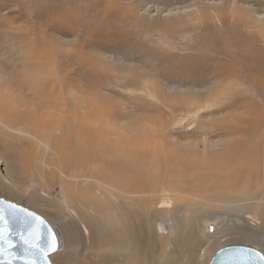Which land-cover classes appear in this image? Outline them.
<instances>
[{"label": "rangeland", "instance_id": "rangeland-1", "mask_svg": "<svg viewBox=\"0 0 264 264\" xmlns=\"http://www.w3.org/2000/svg\"><path fill=\"white\" fill-rule=\"evenodd\" d=\"M10 62L24 74L8 71L11 82L41 83L38 99L29 94L26 101L54 122L38 138L55 165L71 172L75 162L133 156L156 182L177 190L179 177L167 179L160 166L168 162L192 191L179 200L197 206L203 244L196 264H208L225 245L264 255V223L255 210L204 201L216 154H227V162L238 155L233 148L243 139L244 111L264 101V0H0V63ZM0 129V198L44 218L63 241L62 228L78 225L76 210L62 202L57 185L42 184L28 168L11 169L3 159L7 145L33 140ZM194 210L179 207L190 217ZM244 216L260 221L259 228L252 230ZM63 242L51 264H67L65 256L90 264Z\"/></svg>", "mask_w": 264, "mask_h": 264}, {"label": "bare ground", "instance_id": "bare-ground-1", "mask_svg": "<svg viewBox=\"0 0 264 264\" xmlns=\"http://www.w3.org/2000/svg\"><path fill=\"white\" fill-rule=\"evenodd\" d=\"M119 5L124 7L121 2ZM204 20L205 16L202 17ZM18 67V64L11 62L0 63V127L6 131L18 130L19 133L31 134L29 137L33 141L27 139L7 145L8 154L5 153L3 159L11 161L14 171L24 172L28 168L29 173L42 184L57 185L62 202L76 210L78 225L74 223L69 226L67 223L68 227L62 228L64 242L58 236L59 250L63 242L70 249L80 250L90 264H196L195 254L201 245L196 223L198 210L196 204L179 200V195L189 196L188 192L191 191L184 185V175L170 173L169 163L161 161L160 166L168 175L167 179L170 176L179 177L183 187L178 189H182L183 193L168 185H160L161 179L156 182L148 174L149 170L143 168L145 164L140 162L138 165L137 161V166L133 162V156L99 159V164L89 162L92 165L73 161L78 168L71 172L63 164L55 165L49 158V146L38 138L43 129H53L54 122L44 120L38 104L26 101L29 94L38 99L37 89L41 83L25 80L11 82L7 78L8 71L15 72V76L24 75ZM262 70L258 74L264 73V68ZM244 112L246 125L245 130L241 131L243 139L233 148L238 155L236 152L237 156H231V162H227V154H216V169L207 170L209 173L205 181L209 191L206 189V192L210 194L204 201L231 205L239 212L255 210L257 218L264 223V101L261 105H249ZM22 148H28L29 153L26 154ZM213 152L216 151L211 154ZM181 162L184 159L179 156L177 163ZM179 207L181 210H195L190 217L187 212L179 213ZM244 218L249 220L247 225L252 226V230L259 228L256 225L260 221L252 222L248 216ZM244 236L262 243L254 233ZM66 260L65 256V263L71 264Z\"/></svg>", "mask_w": 264, "mask_h": 264}, {"label": "water", "instance_id": "water-1", "mask_svg": "<svg viewBox=\"0 0 264 264\" xmlns=\"http://www.w3.org/2000/svg\"><path fill=\"white\" fill-rule=\"evenodd\" d=\"M59 246L56 230L44 218L0 198V264H51L49 256ZM208 264H264V255L250 246L225 245Z\"/></svg>", "mask_w": 264, "mask_h": 264}]
</instances>
